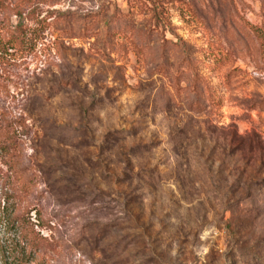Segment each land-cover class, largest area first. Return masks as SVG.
I'll return each instance as SVG.
<instances>
[{
	"label": "rangeland",
	"instance_id": "1",
	"mask_svg": "<svg viewBox=\"0 0 264 264\" xmlns=\"http://www.w3.org/2000/svg\"><path fill=\"white\" fill-rule=\"evenodd\" d=\"M33 9L37 53L0 38V264H264V0H1L0 31Z\"/></svg>",
	"mask_w": 264,
	"mask_h": 264
},
{
	"label": "trees",
	"instance_id": "2",
	"mask_svg": "<svg viewBox=\"0 0 264 264\" xmlns=\"http://www.w3.org/2000/svg\"><path fill=\"white\" fill-rule=\"evenodd\" d=\"M151 8L153 12L152 14L153 19L155 20V23L158 26L160 24L161 19L164 18V16L166 17L165 10L163 6L159 4L158 1L154 2ZM31 11H32L31 17L35 20L34 22L36 24V27L34 29L30 28V25L28 23H24V17L23 20L16 23L15 25H11V22H8L9 20L8 17L4 19V21L6 20L7 21L2 24V29L0 31V38L2 36L3 38H6L4 42V47H7L6 50L9 49H15V50L19 49L21 51L29 50L28 54L38 52L37 47L39 46V44H42V42L45 40V31L48 28H52L54 22L48 21V17L40 18L37 14V9H33ZM18 13H20L21 16L23 15L22 11H18ZM63 19H64L63 17L59 16V20L62 21ZM185 60L188 61L189 65H191L190 58H185ZM193 81H194V91L197 97L204 96V98L207 100L215 101L211 86L207 82H205L204 78L196 71L194 73ZM191 104L192 106H194L193 102ZM9 126L10 125L8 124L3 129V126L0 125V158L3 163L7 164L10 167L12 166L11 160L13 157V151L15 149H13L14 146L12 144L13 141L11 140V137L8 136L9 132L5 131V128H9ZM11 132L14 133V130L12 129ZM12 138L14 137L12 136ZM30 186L31 183L28 182L26 178H24L21 181V188H20L21 192L29 191V189H31ZM18 221H19V229L28 228V226L22 220L21 221L18 220ZM35 242L37 241L33 239V243Z\"/></svg>",
	"mask_w": 264,
	"mask_h": 264
}]
</instances>
